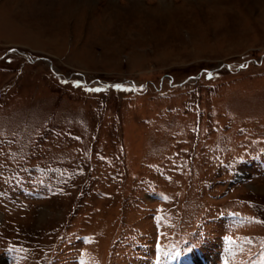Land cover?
Wrapping results in <instances>:
<instances>
[{"label": "rangeland", "instance_id": "1", "mask_svg": "<svg viewBox=\"0 0 264 264\" xmlns=\"http://www.w3.org/2000/svg\"><path fill=\"white\" fill-rule=\"evenodd\" d=\"M0 264H264V0H0Z\"/></svg>", "mask_w": 264, "mask_h": 264}, {"label": "snow or ice", "instance_id": "2", "mask_svg": "<svg viewBox=\"0 0 264 264\" xmlns=\"http://www.w3.org/2000/svg\"><path fill=\"white\" fill-rule=\"evenodd\" d=\"M75 86H77V87H79L80 85L79 84H77V85H75ZM115 87H120V86H115ZM91 91H100V89L99 88H97V89H91Z\"/></svg>", "mask_w": 264, "mask_h": 264}]
</instances>
